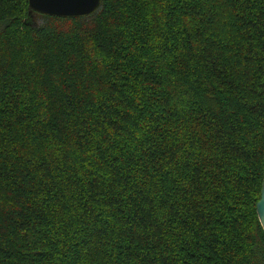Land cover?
<instances>
[{
	"label": "trees",
	"instance_id": "trees-1",
	"mask_svg": "<svg viewBox=\"0 0 264 264\" xmlns=\"http://www.w3.org/2000/svg\"><path fill=\"white\" fill-rule=\"evenodd\" d=\"M264 0H0V264H264Z\"/></svg>",
	"mask_w": 264,
	"mask_h": 264
},
{
	"label": "water",
	"instance_id": "water-1",
	"mask_svg": "<svg viewBox=\"0 0 264 264\" xmlns=\"http://www.w3.org/2000/svg\"><path fill=\"white\" fill-rule=\"evenodd\" d=\"M101 4L102 0H29L31 11L64 18L92 15L99 10ZM257 212L264 228V180Z\"/></svg>",
	"mask_w": 264,
	"mask_h": 264
}]
</instances>
